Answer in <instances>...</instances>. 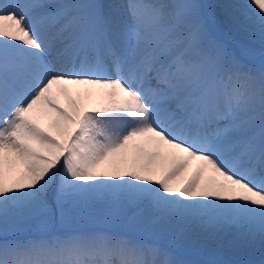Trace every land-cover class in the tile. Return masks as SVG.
Masks as SVG:
<instances>
[{
    "label": "snow or ice",
    "instance_id": "snow-or-ice-1",
    "mask_svg": "<svg viewBox=\"0 0 264 264\" xmlns=\"http://www.w3.org/2000/svg\"><path fill=\"white\" fill-rule=\"evenodd\" d=\"M88 220L137 238H17ZM257 242L264 0H0V264H264Z\"/></svg>",
    "mask_w": 264,
    "mask_h": 264
},
{
    "label": "bare ground",
    "instance_id": "bare-ground-1",
    "mask_svg": "<svg viewBox=\"0 0 264 264\" xmlns=\"http://www.w3.org/2000/svg\"><path fill=\"white\" fill-rule=\"evenodd\" d=\"M109 2H110V0H109ZM203 2L227 4L230 2H234V0H203ZM223 24H224L226 29L220 30V32H219L220 38L230 48H232L233 51H235L238 55L241 54L244 49H246V48H241V45H247V46H250L251 48L253 47L255 49L260 48L259 43H250V41L248 39V35L245 31V28L252 27V25L250 23H245L242 26H237L234 24H230L225 20V21H223ZM227 27H231L232 28L231 31L235 30L233 32L234 36H232L231 33L227 32V29H228ZM231 37L235 39V41H233V43L230 41ZM94 221H96V220H90V222H94ZM38 226L40 227L39 224H38ZM65 227L66 226H60L59 224H57L55 227L48 228V229H42L40 227L41 230L39 229V233L37 232L33 235H29V237L18 238V239H21V240L31 239V240H38V241L42 240L41 242H43V241H47L50 237H53V236L59 237L61 239H67V238H69L75 234H87V233H93V232H97V231H106V232H109V233L114 234V235H125V236H131V237L137 236V234L129 233L128 230L123 226H120V225L109 226V225H105V224H102L99 222H97L96 225H93L91 228H84L82 230L83 232H79L78 229L71 231V232L70 231L68 232V231H66ZM141 236H142L141 239H149L150 242L152 241L151 237H146L143 235H141ZM163 237L167 240V237L164 235L156 237L155 240H156V242H158L160 244L161 248H168V242L167 241H166V243H161V241H160V238L162 239ZM133 238H135V237H133ZM169 250L173 252L174 257L177 259H181V257H183V258L189 257L187 254H185L179 250H172V249H169ZM259 251H260L259 242H257L255 249L253 251V254L251 256H249L248 258L258 259L259 257H262V254L260 252L259 256L257 258H255V255L257 253H259Z\"/></svg>",
    "mask_w": 264,
    "mask_h": 264
},
{
    "label": "rangeland",
    "instance_id": "rangeland-1",
    "mask_svg": "<svg viewBox=\"0 0 264 264\" xmlns=\"http://www.w3.org/2000/svg\"><path fill=\"white\" fill-rule=\"evenodd\" d=\"M227 28H228L227 29V32L231 33V35L234 36L233 35V32L235 30L231 31L232 30L231 27H227ZM224 29H226L225 26H223L221 28V30H224ZM230 41L233 43V41H235V39L231 37L230 38ZM241 48H246V49L252 50L254 52H259V49H255L253 47L251 48L250 46H247V45H241ZM96 223H97V221L90 222V220H88V221H85V222H81L79 224L68 225L65 228H66V231H68V232L69 231L70 232L71 231H74L76 229H78V231H82L84 228H91L93 225H96ZM39 229H40V227L38 226V223H31V224H29L28 226L25 227V229H24L23 232H21V233L18 234V237L17 238L29 237V235H33V234H35L37 232L39 233ZM132 237L137 238V236H132ZM138 238H142V236L139 235ZM160 241H161V243H166L167 240L163 237L162 239L160 238ZM260 252L261 251H259V253H257L255 255V258H257L259 256ZM190 258H193V257H190V256L189 257H186V258L181 257V259H190ZM262 258H264V257H259L258 259H253V260L259 261Z\"/></svg>",
    "mask_w": 264,
    "mask_h": 264
}]
</instances>
